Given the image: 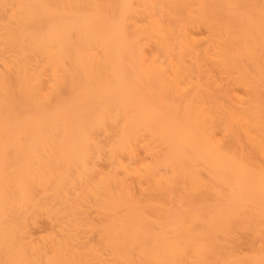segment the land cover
<instances>
[{"label": "bare ground", "instance_id": "1", "mask_svg": "<svg viewBox=\"0 0 264 264\" xmlns=\"http://www.w3.org/2000/svg\"><path fill=\"white\" fill-rule=\"evenodd\" d=\"M0 264H264V0H0Z\"/></svg>", "mask_w": 264, "mask_h": 264}]
</instances>
